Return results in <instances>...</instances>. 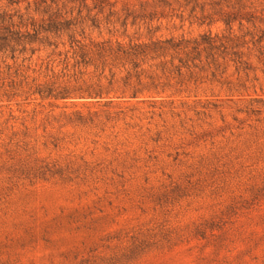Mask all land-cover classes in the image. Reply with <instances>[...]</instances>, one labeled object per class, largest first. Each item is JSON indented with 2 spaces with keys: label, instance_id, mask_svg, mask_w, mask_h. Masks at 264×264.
I'll list each match as a JSON object with an SVG mask.
<instances>
[{
  "label": "rangeland",
  "instance_id": "374dc122",
  "mask_svg": "<svg viewBox=\"0 0 264 264\" xmlns=\"http://www.w3.org/2000/svg\"><path fill=\"white\" fill-rule=\"evenodd\" d=\"M237 3L264 19V0H0V264H264L257 52L177 71L136 49L249 42Z\"/></svg>",
  "mask_w": 264,
  "mask_h": 264
},
{
  "label": "trees",
  "instance_id": "16d2710c",
  "mask_svg": "<svg viewBox=\"0 0 264 264\" xmlns=\"http://www.w3.org/2000/svg\"><path fill=\"white\" fill-rule=\"evenodd\" d=\"M238 7L233 13L225 16L224 24L229 25L231 22L237 20L252 24L253 32L250 33L249 42H239V38L217 39L216 37H203L200 41H189L184 39L176 40L169 38L165 40H156L149 46H137L138 55L143 54L145 51L159 54L161 56L168 55L170 57L169 65L180 71L182 68H190L189 64L194 65L195 61L201 62L202 54L206 61L205 65H216L215 56H228L230 61L235 65L236 70L248 71L251 70L249 64L244 61L245 53L241 50L251 44L257 52V60L262 65L264 72V19L257 18L251 11L243 12L244 7L237 3ZM262 16V15H261ZM178 64L174 65V62ZM136 94V93H135Z\"/></svg>",
  "mask_w": 264,
  "mask_h": 264
}]
</instances>
